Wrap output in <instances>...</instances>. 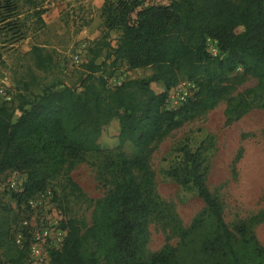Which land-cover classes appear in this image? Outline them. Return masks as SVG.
Segmentation results:
<instances>
[{"label": "trees", "instance_id": "16d2710c", "mask_svg": "<svg viewBox=\"0 0 264 264\" xmlns=\"http://www.w3.org/2000/svg\"><path fill=\"white\" fill-rule=\"evenodd\" d=\"M16 2L0 0L1 21L13 17ZM42 13L35 10L33 16L40 21ZM99 19L105 32L117 35L111 47L95 42L86 49L78 88L45 87L28 98L14 91L11 102L0 105V175L23 177L18 188L6 189L18 210L21 205L28 208L26 202L58 177L64 161L86 154L115 157L109 163L117 177L113 188L101 199L88 201V224L73 217L59 223L64 236L57 248L47 251L49 262L264 264V247L248 225L238 223L231 231L224 223L204 183L201 147H180L177 163L163 171L166 179L193 189L203 205L187 229L155 195L148 164L154 143L223 99L226 123L253 108L264 109V0H102ZM10 25L17 31L6 23ZM207 40L214 42L216 55L208 52ZM103 48L108 52L101 57ZM29 55L37 71L46 73L53 65L52 55L41 47L32 46ZM118 67L147 68L150 74L108 87L104 74ZM238 68L256 84L230 98L227 82ZM179 79L193 86L192 93L169 109L168 92ZM15 96L19 102L13 105ZM112 119H117L118 132L108 136ZM125 143L134 149L130 156L121 151ZM61 192L64 201L69 194L84 198L70 178H65ZM1 211L0 264H31L27 241L14 242L10 209ZM151 222L170 226L178 242L146 257Z\"/></svg>", "mask_w": 264, "mask_h": 264}, {"label": "rangeland", "instance_id": "374dc122", "mask_svg": "<svg viewBox=\"0 0 264 264\" xmlns=\"http://www.w3.org/2000/svg\"><path fill=\"white\" fill-rule=\"evenodd\" d=\"M83 2L17 0L13 17L0 20V76L8 79L16 95L28 98L50 86L78 88L84 76L82 65L88 57L86 49L95 42L108 43L110 47L114 44L117 33H107L101 28L100 7L96 4L85 6ZM35 10L43 11L40 21L33 16ZM6 23L14 24L17 31L16 28L10 30L11 25L7 27ZM32 46L41 47L52 55L53 65L48 72L34 69L29 55ZM107 52L108 49L103 48L101 57ZM73 55H77V63H73ZM149 74L147 68L128 71L118 67L111 73L107 71L104 77L107 86L114 87L122 81L141 79ZM227 84H230L227 97L234 98L254 87L256 80L242 76L238 68ZM190 86L188 81L179 79L178 84L169 90L168 97L181 89H187L190 95ZM18 102L15 96L13 105ZM171 103L168 99L167 108H173ZM224 108L225 99L211 110L182 122L151 146L148 164L154 176V193L173 212L179 225L189 228L202 213L203 205L193 189L181 188L166 179L163 171L177 163L180 147L186 146L190 151L201 147L204 183L218 202L227 228L232 231L238 223H245L256 242L264 247V109L253 108L239 119L226 123ZM106 132L108 136L117 134V119L108 123ZM121 151L126 156L134 153L128 143L122 146ZM111 160L115 157L86 154L80 160L64 161L58 177L51 180L43 192L26 202L28 208L21 205L19 210L6 189H11V183L18 188L23 177L12 172L0 175V214L4 213L2 209H10L8 217L14 229L13 236L19 235L20 241L26 240L29 247L37 229L47 227L50 231L48 242L39 243L41 260L34 263L28 253L31 264H51L47 251L52 248L50 242L57 241L55 233L64 235L59 227L61 221L73 217L89 223L91 204L88 201L101 199L117 179L109 165ZM65 178L72 180L84 198L70 194L66 201L61 198ZM52 193L56 200L52 201ZM192 239L196 238L193 236ZM177 242L178 238L170 226L151 222L144 255L149 257L164 245L174 246Z\"/></svg>", "mask_w": 264, "mask_h": 264}, {"label": "built area", "instance_id": "2783aa9c", "mask_svg": "<svg viewBox=\"0 0 264 264\" xmlns=\"http://www.w3.org/2000/svg\"><path fill=\"white\" fill-rule=\"evenodd\" d=\"M159 1L165 2L166 0H159ZM206 45L208 52L212 56L216 55L214 42L207 40ZM72 60L73 63H77L78 62L77 55H73ZM190 87L193 88L192 85ZM12 95H13V90L8 79L5 76H0V105L4 103H10L12 100ZM172 95L174 97H172ZM172 95H170L168 99L172 102L170 104L171 107H176L188 97L189 93L187 89H181L179 91H175L174 93H172ZM10 188H13L12 183L10 184ZM22 225L25 226L26 223H22ZM33 236L34 237L32 238L31 244L28 247V253H29V257L35 261L34 263H36L41 260L40 252H39V248H40L39 243L45 244L46 242H48L46 240L50 239V231L47 227H40L39 229H37V231L34 233ZM55 236L57 237L56 239L57 241H51L49 246L57 248L60 245L64 235L61 236L60 233L58 232L57 235L55 233ZM53 240H55V238ZM14 242L16 245L20 244L21 241L19 235L14 236Z\"/></svg>", "mask_w": 264, "mask_h": 264}, {"label": "crops", "instance_id": "0c3cea01", "mask_svg": "<svg viewBox=\"0 0 264 264\" xmlns=\"http://www.w3.org/2000/svg\"><path fill=\"white\" fill-rule=\"evenodd\" d=\"M88 4H96L99 8L102 4V0H84L83 5L87 6ZM87 16V15H86Z\"/></svg>", "mask_w": 264, "mask_h": 264}]
</instances>
